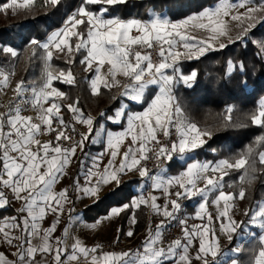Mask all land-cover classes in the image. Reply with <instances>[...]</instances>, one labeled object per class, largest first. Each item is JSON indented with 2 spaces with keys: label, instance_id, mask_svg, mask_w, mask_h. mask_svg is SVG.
<instances>
[{
  "label": "snow or ice",
  "instance_id": "snow-or-ice-1",
  "mask_svg": "<svg viewBox=\"0 0 264 264\" xmlns=\"http://www.w3.org/2000/svg\"><path fill=\"white\" fill-rule=\"evenodd\" d=\"M62 2L43 0L44 6L54 9ZM130 3L131 0H81L62 26L43 42L31 37V29L25 31L27 25L22 23L21 31L8 43H0V54L6 58L20 56L17 39L25 49L32 50L30 60L36 49L43 52L41 76L17 82L8 104L0 105L4 108L0 111V211L11 206L5 189L20 202L14 209L16 215L0 218V243L15 248V259L9 260L0 252V264H80L81 257L88 264H193L190 249L196 241L194 259L200 264H264V200L244 210L246 220H237L233 214L235 200L244 199L246 190H224L226 186L233 187L225 180L233 172L241 173V184L251 185L256 179L257 157L264 165V151L259 150L264 147V134L235 154L217 160L198 158L210 148V142H215L216 132L249 125L264 129V97L257 109L244 118L247 122L234 120L236 109L229 105L216 116V125L201 126L189 117L177 95L181 88L190 90L199 84L200 71L189 67V62H200L229 45L239 42L246 47L252 43L258 46L257 55L264 59V40L257 41L251 35L264 24V15H259L264 13V0H217L176 20L171 17L191 5H163L160 11L150 8L146 19L117 14ZM34 6L35 0H12L7 7L15 12L17 8L30 10ZM40 19L48 28L55 23L47 14ZM233 24L238 29L234 37ZM196 31L207 33V38L193 35ZM61 54L69 65L77 55L82 57L79 63L92 74L85 81L93 96L102 95V89L109 93L120 89L118 95L110 97L115 102L111 108L93 116L85 114L77 101L67 105L72 121H65L61 107L66 93L54 87L53 81L75 85L77 79L71 67L67 71L53 67L54 56L59 58ZM14 74V65L8 69L0 65V93L10 87ZM252 75L242 61H226L224 78H235V87L241 94L251 88L250 94L256 95L255 87L248 82ZM29 109L36 115L23 114ZM76 124L84 126L85 131L73 140L69 132H76ZM52 133L53 140L39 139ZM129 138L126 150L121 151ZM86 143L101 145L104 151L85 153L79 160L83 183L80 176L73 182L76 199L87 197L95 205L105 191L104 199L114 198L107 213L88 228L129 212L130 222L135 224V210L142 206L164 217L155 228H148L135 247L105 251L99 244L88 247L79 239L68 242L70 225L81 221L71 215L73 209L68 206L74 201L69 189L56 191L55 186ZM211 151L218 153L215 148ZM105 155L109 159L101 167ZM149 162L153 168L147 166ZM177 167L176 174H170V169ZM130 174L141 178L134 185L136 195H132V182L123 179ZM149 188L159 195H145ZM161 199L162 204L158 203ZM193 200L198 204L195 218L202 223L189 227L188 218L181 213L184 202ZM209 204L215 208V216L208 211ZM66 207L68 225L62 236H54ZM48 215L53 217L52 222L43 227ZM173 221L182 226V234L165 244V231ZM126 235L133 237V230ZM221 237L230 244L235 241V246L222 248ZM245 244L251 245L248 258L239 260Z\"/></svg>",
  "mask_w": 264,
  "mask_h": 264
},
{
  "label": "trees",
  "instance_id": "trees-1",
  "mask_svg": "<svg viewBox=\"0 0 264 264\" xmlns=\"http://www.w3.org/2000/svg\"><path fill=\"white\" fill-rule=\"evenodd\" d=\"M6 0H0L5 2ZM40 4H43V0H37ZM217 0H131V3L125 8L119 9L118 15L125 17H136L140 19H146L148 16V9L155 8L156 11H160L163 5L171 6L172 4H185L191 5L190 8L179 12L178 15L171 18L181 19L188 15L189 12H197L202 7L215 4ZM81 3V0H63L62 4L57 8H51L45 10L44 7L36 13L25 16L15 21H11L0 27V43H8L15 35L16 32L21 31L20 25L22 23L27 25L24 29L27 31L31 29L30 36L38 40L45 39L48 34L55 28L62 26L63 20L76 6ZM135 5V6H133ZM47 14L49 20H54L55 23L51 28L47 27L44 20L40 19ZM171 15V14H170ZM28 17H35V20H28ZM252 35L256 36L260 40H264V26H258L252 32ZM15 45L19 46L17 50L23 54L27 51L25 45H21L20 41L15 40ZM258 46H254L252 43L242 46L239 42L229 45L226 49L220 50L217 53L208 54L207 58H202L200 62H189V67L197 68L200 71V78L198 86L194 89L185 90L181 88L177 93L180 98L182 107L186 112L194 119L198 125H216V116L224 112L226 106H235L233 113L234 120L245 121L246 116H250L258 107L259 100L264 97V59L257 55ZM31 50L29 52L30 56ZM43 52L37 49V54L31 60L27 57L25 64L18 72V78L21 80L29 81L38 79L43 71ZM82 57L77 55L73 64L66 63V59L57 58L53 59L55 69H69L73 72V75L77 79L75 85H67L61 82L56 84L62 88L66 93V98L62 101V111L64 118H67L70 112L67 109V105L78 100L79 107L86 114L90 112H99L101 108L108 104H114L115 102L110 99L111 96L116 94V89H112L111 93L102 89V95L93 96L88 88V84L85 78L89 79L92 74L84 70V66L79 63ZM233 60L234 62H243L247 66L249 73H253L249 79V84L253 85L256 89V95H251L252 89L248 90L247 94H241L239 89L235 87V78L231 81L224 78L226 71V61ZM20 56L18 58L11 59L0 54V65L4 67H10L12 63L18 68L20 65ZM33 61L42 62V67L35 68L31 65ZM31 62V63H30ZM264 134V129L255 125H249L245 128H235L224 132H216L214 137L215 142H210V148L205 149L204 153L199 156L203 159L217 160L223 156L235 154L245 149L247 145L253 144V141L257 136ZM211 148L218 149V153H213ZM259 150L264 151V147ZM256 179L251 185L247 183L241 184L239 181L240 172H233L229 177H226V183L233 184L231 187L234 190H239V187H244L246 190L244 202L249 204V209L254 206L255 201L264 200V165H261L258 161L256 164ZM114 203V198L108 196L107 199H102L101 202L95 204L92 208H98L95 218L99 214L107 211L108 208ZM101 205L99 207L98 205ZM125 214H122V217ZM247 217L244 218L246 220ZM235 243V241L233 242ZM232 243V244H233ZM251 245L245 244V252L241 254L240 260L248 258L247 249Z\"/></svg>",
  "mask_w": 264,
  "mask_h": 264
},
{
  "label": "crops",
  "instance_id": "crops-1",
  "mask_svg": "<svg viewBox=\"0 0 264 264\" xmlns=\"http://www.w3.org/2000/svg\"><path fill=\"white\" fill-rule=\"evenodd\" d=\"M77 7H75V8H77ZM72 11H70V13L68 15H70ZM58 28L59 27L53 29L52 31H55ZM45 39H43V40H45ZM60 57H63V56H60ZM63 70L67 71L68 69H63ZM15 73H17V75L12 80L10 87H8L9 93L12 92V89H14L15 84L17 82L21 81V79L18 78V72H15ZM90 79H91V76H90L89 80ZM56 82H60V81H53V86L60 89L61 91H63L62 88H60L56 84ZM119 91H120V89H116L115 95H118ZM77 101L78 100H76L73 103H76ZM73 103H70V104H73ZM0 105H3L1 94H0ZM77 106L79 107V104ZM111 107H112V104H108V105L103 106L101 108V110L106 109V108H111ZM1 108L2 107H0V109ZM99 112H90L88 114H91L93 116H98ZM61 114L64 115L63 111H62V107H61ZM128 143H130V138L128 141L125 142V145H123L121 147V151L126 150ZM103 151H104V147L101 145H98V144L93 145L91 143H86L83 152H80L79 150L77 151L76 157L73 158L72 163L66 168L64 175L59 179L58 183L55 186V189H56V191H59V190L66 188V187L69 189V196L74 201V203L69 205L68 207L73 209L71 212L72 217L74 219L79 218V220L81 221L79 223L74 222L72 225H70V234L68 237L69 243H71L74 239H79L88 247H93V246L99 244L102 246L103 250H105V251H108V250H116V251L126 250L129 247H135V246L139 245L140 242L147 235V230L149 227L155 228L153 226H150L147 222V207L142 206L140 209L135 210V216H136V223L135 224H132L130 222V218L132 216V213L129 212V213H125V216H123V217L121 215L120 217H116V218H113L110 220H104L101 223L97 224L95 228L90 229L87 227V225L94 224L100 217H103L107 213L108 210L99 214L95 218H92V216L95 215L98 208H92V207H94L93 201L87 197H85L83 199H76L77 193L74 191V189L72 187L73 182L77 179L78 176L81 177V182L83 183L82 174L80 173L79 160L84 158V154L88 153L89 155H96V154L103 152ZM108 159H109L108 155H105L103 157V160L101 161V167H103L104 164L107 163ZM199 159H201V158H199ZM201 160H212V159L203 158ZM88 163L90 164L91 162L89 161ZM177 171H178V167L170 169V174H176ZM123 179L125 181L132 182V185H133L132 195H136L137 189L134 187V185L138 184L141 178L137 174H130V175L124 176ZM224 190L226 192H234V193H238V191H239V190H234L232 188H229L227 186L225 187ZM4 191H5L6 196L9 198V200L11 202V206L6 211H0V218L16 215L14 209L20 206V202L16 201L13 198L12 193L8 189H5ZM154 194L159 195L158 192H155ZM106 195H107L106 191H105V193H102V199ZM111 198H113V197H111ZM158 203L162 204L163 199L158 201ZM96 204H98V203H96ZM98 206L101 207L100 204ZM68 207L65 208V211H64L63 215L61 216V223H60V225H58L57 231L54 233V236H57V237L62 236L64 227L66 225H68V222H69ZM197 207H198V204H197L196 200H193L191 202H187V201L184 202L183 209L185 211V217L188 218L187 222H188L189 227L193 224H201L202 223V221L200 219L195 218V212L197 210ZM245 209H249V204L244 202L243 199L242 200L236 199L235 200V207L233 209V214L237 220H244L245 216L243 213H244ZM208 211L211 212L213 214V216H215L216 210L211 204H209ZM52 219H53V217L51 215L46 216L45 220L43 221V227H48L51 224ZM215 226L218 229V224H216ZM129 229L133 230V232H134V235L131 238H129L126 235V233ZM117 238L119 240L118 243H116ZM0 246H1L0 251L3 252L4 255L9 260L15 259V257L13 256V252L15 251L14 247H10L7 244H3V243H0ZM234 246H235V243L230 244L226 239L221 237V247L222 248L228 249V248H231ZM197 247H198V241L194 242L192 248L190 249V253L193 257V264H200L199 261L194 259L195 251H196ZM244 247H245V245H244ZM240 256H239V260H240ZM209 259H211V257H209ZM80 264H88V262L83 257H81Z\"/></svg>",
  "mask_w": 264,
  "mask_h": 264
},
{
  "label": "rangeland",
  "instance_id": "rangeland-1",
  "mask_svg": "<svg viewBox=\"0 0 264 264\" xmlns=\"http://www.w3.org/2000/svg\"><path fill=\"white\" fill-rule=\"evenodd\" d=\"M11 2H12V0H6L5 2H0V27L3 26V25H5V24H7V23H9V22H11V21H15V20H18L20 18H24L25 16L32 15V14L36 13L37 11H40L43 8L42 6H44V4H40L37 0H35V6L32 9L25 10V9L17 8L15 10V12H14L11 7H7V6H9L11 4ZM22 2H23V0H17V3H22ZM51 8L52 7L50 5L44 7L45 10H50ZM240 11H244V10L241 9ZM259 15H264V13H260ZM258 26H264V24H261V25H258ZM232 29L233 30H232V33L231 34L234 37L236 35L238 29H236V27H235L234 24L232 25ZM193 35L197 36L198 38H207V33L202 32V31L193 32ZM252 38L255 39V40H257V41H261L259 38H257L254 35H252ZM43 41L44 40H42L41 42H43ZM223 42L227 43L226 40L223 41ZM30 50L31 49H28L26 52L24 51L23 54H20V60H19L20 65L18 66V68L12 63V65H14V67H15V72H19L20 69H21V67L25 64V61H26L27 57H30L28 55L29 52H30ZM36 54H37V49H36ZM30 55H31V53H30ZM60 56H63V54H61ZM59 58L66 59L64 56L63 57H59ZM11 59H13V58H11ZM53 59H57V57L54 56ZM51 63H52V61H51ZM53 64H54V62L52 63V65ZM31 65H34L35 68L36 67L39 68V67H42V62L39 63L38 61H33L31 63ZM53 67L55 68L54 65H53ZM5 68L8 69V67H5ZM189 117L192 119V117L190 115H189ZM192 120L194 121V119H192ZM253 230L256 231L255 229H253Z\"/></svg>",
  "mask_w": 264,
  "mask_h": 264
},
{
  "label": "built area",
  "instance_id": "built-area-1",
  "mask_svg": "<svg viewBox=\"0 0 264 264\" xmlns=\"http://www.w3.org/2000/svg\"><path fill=\"white\" fill-rule=\"evenodd\" d=\"M153 59L155 60L156 57L155 55H153ZM17 73H15L12 77H11V82L12 80L16 77ZM1 96H2V103L3 105H7L8 104V101L9 99L12 97L13 95V92H8V88H6L2 93H0ZM4 108L2 107L0 109V111H3ZM24 115H31V116H35L36 113L34 110H27L23 113ZM66 122H71L72 121V114L70 112V114L68 115L67 118H64ZM56 125L54 124V127ZM76 127V132L75 133H72V132H69V134L73 137V140H78L79 139V133H82L85 131V127L82 126V125H79V124H76L75 125ZM54 135L55 133H52V134H47V135H43V136H40L39 139H41V141H46V140H53L54 139ZM65 146H67V142H65ZM149 168H153V163L152 162H149L148 165H147ZM147 192H153V194L155 193L152 189H147V191L145 192V195H147ZM181 216L182 217H185V211L183 209L182 213H181ZM164 217L162 216H158V215H154L150 209L147 207V222L150 226H153L155 227L161 220H163ZM181 228L182 226L177 222V221H173L171 222V225L170 227H168L165 231V240H164V243H168L170 240H173V239H176L177 237H179L182 232H181Z\"/></svg>",
  "mask_w": 264,
  "mask_h": 264
}]
</instances>
